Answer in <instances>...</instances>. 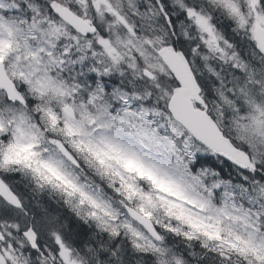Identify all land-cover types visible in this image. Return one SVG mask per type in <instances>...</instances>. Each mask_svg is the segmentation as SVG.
Returning a JSON list of instances; mask_svg holds the SVG:
<instances>
[{
	"label": "snow or ice",
	"instance_id": "snow-or-ice-1",
	"mask_svg": "<svg viewBox=\"0 0 264 264\" xmlns=\"http://www.w3.org/2000/svg\"><path fill=\"white\" fill-rule=\"evenodd\" d=\"M0 264H264V0H0Z\"/></svg>",
	"mask_w": 264,
	"mask_h": 264
}]
</instances>
